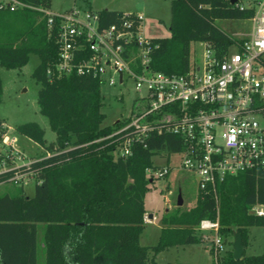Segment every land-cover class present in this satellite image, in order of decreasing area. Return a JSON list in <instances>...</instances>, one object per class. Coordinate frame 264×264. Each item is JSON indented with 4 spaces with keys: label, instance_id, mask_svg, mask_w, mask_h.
I'll use <instances>...</instances> for the list:
<instances>
[{
    "label": "trees",
    "instance_id": "1",
    "mask_svg": "<svg viewBox=\"0 0 264 264\" xmlns=\"http://www.w3.org/2000/svg\"><path fill=\"white\" fill-rule=\"evenodd\" d=\"M18 1L24 7L0 9V66L21 68L31 54L38 56L31 76L40 85L39 112L47 118L56 142L55 147L47 146L36 122L15 127L16 133L44 148L45 155L28 168L36 180L33 195H27L21 185L16 191L0 193V264H38L39 248L43 264H155L156 255L169 247L202 242L197 234L202 219L216 220L222 236L233 237L237 231L245 248L249 228L264 226V218L249 213L253 203L264 202V180L255 171L227 175L214 187L198 189L193 207H175L161 215L155 245L140 243L144 198L152 182L146 169L157 167L153 156L181 151L182 140L169 133H152L132 144L129 155H117L119 142L108 136L120 123L102 124L99 80L55 70L57 29L48 27L46 14L50 0ZM98 13L108 25L118 22L123 11ZM253 13V8H240L229 0H172L169 36L152 38L156 46L151 52L152 69L185 73L192 42H205L217 54L225 52L236 40L216 21L249 19ZM1 94L0 78V100ZM15 171L0 173V184L12 183ZM215 262L264 264V250L257 255L243 252L238 260L228 250Z\"/></svg>",
    "mask_w": 264,
    "mask_h": 264
},
{
    "label": "built area",
    "instance_id": "2",
    "mask_svg": "<svg viewBox=\"0 0 264 264\" xmlns=\"http://www.w3.org/2000/svg\"><path fill=\"white\" fill-rule=\"evenodd\" d=\"M247 2L235 4L254 9L248 19L250 29L233 35L236 41L221 54L199 42L200 60L190 57L183 74L152 69L151 52L156 46L144 35L141 13L123 11L118 22L104 25L98 11L48 10V27L57 29L55 70L92 76L100 87H117L114 98L120 101L127 84L133 88V107L116 119L120 124L108 136L119 142L117 155H129L132 144L152 133H169L183 143L181 151L172 153L180 156L177 168L196 175L199 190L242 171H255L264 180V0ZM22 7L18 0H0V9ZM10 130L0 121V173L16 170L11 180L21 185L34 177L28 168L36 158L26 155ZM171 168L167 164L147 168L146 175L151 181L164 179ZM249 213L264 218V202L253 203ZM218 229L216 220L202 219L197 226L205 240L209 236L204 232H213L215 261L222 250Z\"/></svg>",
    "mask_w": 264,
    "mask_h": 264
},
{
    "label": "rangeland",
    "instance_id": "3",
    "mask_svg": "<svg viewBox=\"0 0 264 264\" xmlns=\"http://www.w3.org/2000/svg\"><path fill=\"white\" fill-rule=\"evenodd\" d=\"M172 0H50L49 10L53 12H62L71 7L80 10L99 11L102 9L130 11L141 13L143 18L144 35L148 38H164L169 36L170 23V4ZM244 4L251 0H242ZM216 24L228 32L231 36H239L241 33L250 29L248 19L225 20L220 19ZM203 46L199 42L191 43V59L200 60ZM39 63V58L35 54L29 56L27 64L21 68L7 69L0 66V78L2 82V94L0 100V120L10 127V133H15L18 138V144L28 157L37 158L45 155V150L29 138L19 135L15 127L27 122H36L44 131V141L47 146L55 147L56 135L50 129L48 120L39 112L37 104V91L40 85L31 76L33 69ZM101 95L103 101L102 111L105 114L103 125L113 124L116 119L122 118L128 114L134 105L133 99L136 93L130 84L123 92V101L114 98L118 88L102 85ZM13 131V132H12ZM171 162L177 164L180 156L178 154L170 155ZM167 155L161 153L153 156V163L157 166L167 164ZM36 180L29 179L25 184H21L27 195H33ZM168 184V188H167ZM19 183L0 184V193L4 191H16ZM170 190V192L168 191ZM181 193L183 203L176 205L178 193ZM198 192V179L196 175L182 171L173 167L172 171L164 179L152 180L149 190L145 194L144 203L146 215L144 218L145 226L140 235L142 245H155L159 238L160 229L157 226L160 223V215L168 212L175 207L189 209L196 204ZM170 193V194H168ZM170 200L165 202V198ZM148 212L155 214L157 219L148 217ZM153 223V224H150ZM197 234L200 235L197 230ZM209 239H203L202 242L169 247L159 252L155 257V264H216L214 257L209 253L212 249L211 238L212 231H205ZM222 239V250L218 253L223 256L226 251L232 250L233 237L230 234L220 235ZM42 239V227L38 230V242ZM264 250V226H254L249 228V242L244 248L245 255L261 254ZM38 264H43V252L39 248Z\"/></svg>",
    "mask_w": 264,
    "mask_h": 264
},
{
    "label": "water",
    "instance_id": "4",
    "mask_svg": "<svg viewBox=\"0 0 264 264\" xmlns=\"http://www.w3.org/2000/svg\"><path fill=\"white\" fill-rule=\"evenodd\" d=\"M231 4H235L237 0H229ZM183 199L181 193L179 192L176 199V205L181 206ZM151 216V215H149ZM244 248L241 241V236L237 231H233V242H232V256L235 260H238L242 257Z\"/></svg>",
    "mask_w": 264,
    "mask_h": 264
},
{
    "label": "crops",
    "instance_id": "5",
    "mask_svg": "<svg viewBox=\"0 0 264 264\" xmlns=\"http://www.w3.org/2000/svg\"><path fill=\"white\" fill-rule=\"evenodd\" d=\"M51 11H52V10H51ZM171 157H172V156H170V157L167 159V165H170L172 168H173V167H177V164H174V165H173V163L171 162V160H170ZM172 168H171V171H172ZM171 171H170V172H171ZM169 174H170V173H169ZM168 177H169V175L167 176V178H168ZM167 188H168V184H167ZM168 191L170 192V190H168ZM170 193H171V192H170ZM170 193H168V194H170ZM167 199L170 200L168 197H167ZM165 202H166V201H165ZM145 210H146V209H145ZM146 211H147V210H146ZM153 213H154V212H152V213H149V212H148V217L151 218L152 215H153V216H154V219L156 220V219H157V216H156L155 214H153ZM145 215H146V214H145ZM149 215H151V216H149ZM160 216H161V215H160ZM150 224H153V223H150ZM157 226L159 227V229H161V224H160V223H159ZM159 234H160V233H159Z\"/></svg>",
    "mask_w": 264,
    "mask_h": 264
}]
</instances>
